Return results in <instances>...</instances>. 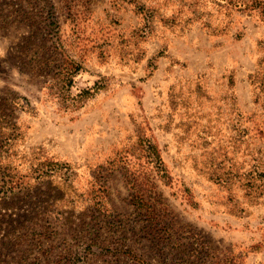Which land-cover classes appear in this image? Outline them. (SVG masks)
Wrapping results in <instances>:
<instances>
[{"label": "rangeland", "instance_id": "obj_1", "mask_svg": "<svg viewBox=\"0 0 264 264\" xmlns=\"http://www.w3.org/2000/svg\"><path fill=\"white\" fill-rule=\"evenodd\" d=\"M145 2L178 18L139 40L144 24L127 0H0V97L29 102L13 110L22 138L12 162L31 186L13 197L11 221L1 212L0 264H264V16L223 0ZM53 22L83 66L73 106L19 52ZM145 139L168 183L138 175L145 158L128 149ZM34 155L61 166L38 180ZM136 175L152 192L148 210L131 189Z\"/></svg>", "mask_w": 264, "mask_h": 264}, {"label": "trees", "instance_id": "obj_2", "mask_svg": "<svg viewBox=\"0 0 264 264\" xmlns=\"http://www.w3.org/2000/svg\"><path fill=\"white\" fill-rule=\"evenodd\" d=\"M221 2V0H216ZM225 4L235 7V9L242 12H251L258 9L264 16V2L262 0H223ZM127 3L133 5L134 12L139 16L140 20L143 22V26L137 30V33H134L132 37H142L146 38L150 35L155 27V21H159L164 25L176 24L177 16L167 17L160 16L155 12V10L149 4H146L145 0H127ZM158 16V19H157ZM192 19H203V13L200 11H194V14L191 16ZM170 18V19H169ZM44 19V18H43ZM191 19V18H190ZM203 26L214 32L215 29L211 28L210 22L208 19H203ZM45 23V22H44ZM56 27L53 32H47L46 35H50L52 40L47 37L43 38V35L39 36L38 30L31 32L28 36L25 37V41L19 47V52L22 56L23 65L26 69L34 72L46 71L50 75V80L48 82V93L57 99L58 103L62 106L68 107V105H75L79 101L73 96L69 95V88L72 86L74 75L83 69L80 61L75 60V53L73 51L76 49L72 43H67L61 40L60 36V27L57 26L56 22H53ZM169 23V24H167ZM46 25V23H45ZM47 26V25H46ZM43 28V27H42ZM41 35V34H40ZM56 35V37H54ZM37 39V40H35ZM138 40V41H139ZM48 41H51L50 44H47ZM137 43V42H136ZM129 52V53H128ZM130 54L132 55V50L128 48V51L125 52L124 56ZM122 56V57H124ZM95 85V84H94ZM96 88L98 87L95 85ZM91 89H82L76 94L79 97L84 95L91 94ZM85 98V97H84ZM81 100V98H80ZM29 106V102L24 97H20L18 100L14 96H3L0 97V224L2 221H5L4 215L1 213L2 210H10L8 213L7 221H11L12 208L17 206L14 204L13 197H16L19 193H26L30 189V184L27 183L24 176L19 174V170L16 166H13L12 157L16 156L15 144L18 140L22 138V132L20 131V126L18 122L14 119L13 110L15 108L24 109ZM142 146L132 145L129 146V151L133 153H139L141 157L145 158L144 167H142L140 175L143 174L144 178H147L153 172L155 176L163 181L168 183L170 175L167 172L164 160L160 153V150L156 143L145 139L142 142ZM131 152V153H132ZM28 155V154H27ZM14 156V157H15ZM29 168L32 172L36 173L35 177L39 180L43 177H50L56 170L61 166L59 163L44 159V161H39V157L34 155L33 157L28 158ZM65 169L68 170V166L64 165ZM258 175H262L264 178V171L258 170ZM138 175L134 176L131 182V189L135 193V200L137 201V206L139 208H149L147 202H145V196L150 195L145 193V188L137 187ZM256 176V174H255ZM253 176V179L255 178ZM221 176H218L217 179L220 180ZM236 181H240V175L235 176ZM227 178L224 179L226 181ZM264 180V179H263ZM149 180L145 181L148 182ZM27 183V184H26ZM153 184V181H152ZM151 187L153 185H150ZM256 189L259 193H264V185L258 184ZM17 227L13 224L9 226L7 236H14ZM130 254L132 252L128 251Z\"/></svg>", "mask_w": 264, "mask_h": 264}]
</instances>
